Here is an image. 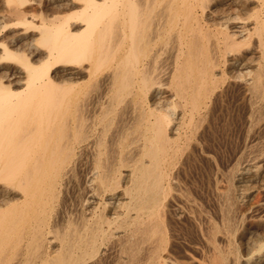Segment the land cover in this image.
Masks as SVG:
<instances>
[{
	"label": "bare ground",
	"instance_id": "obj_1",
	"mask_svg": "<svg viewBox=\"0 0 264 264\" xmlns=\"http://www.w3.org/2000/svg\"><path fill=\"white\" fill-rule=\"evenodd\" d=\"M236 82L264 128V0H0V264H264L263 141L215 217L172 185Z\"/></svg>",
	"mask_w": 264,
	"mask_h": 264
},
{
	"label": "rangeland",
	"instance_id": "obj_2",
	"mask_svg": "<svg viewBox=\"0 0 264 264\" xmlns=\"http://www.w3.org/2000/svg\"><path fill=\"white\" fill-rule=\"evenodd\" d=\"M239 85L240 84L236 82L235 84L234 83H231V84L228 83V85H226L227 86L226 88H225V86H223V89L226 90V91H224L225 94L223 93V95L221 96L220 100L215 104L214 108H212V111H211V112H214V113L217 112V113L216 114L211 113V115L209 117V125H207V126L204 125L203 126V127H205V131L206 132L202 133L201 129L200 128L198 129V134L196 135V138L193 140V142L194 143L199 142L198 144H199L200 147L199 146L198 147L200 149H202V151L203 150L204 151L203 152H199L197 150L196 153L194 154V156L193 157L191 156L187 160L184 159V158H186L185 157L186 156V154H185L186 151H185L184 152L185 155L183 154V156H182L183 158L182 157L180 158V160L178 161V163L175 166V169L173 170L172 185L174 187L175 192L180 197H182L183 199L184 198H189V200L193 201L194 204L196 203L195 204L196 207L199 210L202 208L201 212L203 214H206V216H208L207 213L209 215H211L213 213L214 215L213 214L212 215L214 217H215V215H217V205L219 204L218 193H219V190L221 191V190H223L226 187V183H227V182H225L226 179H225V176H224L225 173L227 172L226 169L227 168L229 169L230 166H232L236 162V159L240 155L241 152L246 153V151H248L246 154H249V152L251 150L249 148H252L256 144V142L257 143H259L261 141L264 142V140H263L264 139V136H263L264 128L262 126L256 127L255 129L250 130V126L251 125H250L249 122H250L251 114L247 110V104H246V102H245V100L243 98V91L240 89ZM237 87H239V88H237ZM232 90L234 91V93H233ZM237 93H239V95ZM220 101L221 102L223 101V102L221 103ZM216 109L218 111H215ZM248 116H249V118H248ZM245 117L247 118V120H246ZM243 120L244 121L246 120V121L244 122ZM244 123H246V125ZM246 127H247V129H246ZM245 131H246V133H245ZM199 132L202 133V134H200ZM206 134H207V136L208 135H210V136H208V138H207ZM251 134H252V136H254V134L256 136H254V137L251 136V138H250ZM258 137H261V138H258ZM209 138H210V140H209ZM250 141H251V143H249ZM243 142L245 143V146L243 145L244 144ZM190 143L192 145V138L190 140ZM248 145H251V146H248ZM205 147L207 148V150H206ZM243 148H245V149H243ZM246 149H248V150H246ZM234 156H235V158H234ZM206 157H208L210 159L209 162L207 161ZM211 160H212V162H211ZM233 161H235V162H233ZM180 167H182V168H180ZM178 169H180V170H178ZM217 169H219L220 171L217 172L218 171ZM174 175H176V176H174ZM178 176L179 177L181 176V177L179 178ZM235 178H233V181L236 184L239 183V185H238L239 187L235 188V191H234V195H235V197L237 199V203H238V206H239L238 207V212L240 213L239 215H244V217L246 218V221H247L246 226H251V225L254 224L255 220L258 217L257 214L254 212V209H257L256 192H255L254 188L252 187V184L246 183V181L244 179L243 180L241 179L243 177H241V176L236 174ZM212 179H213V182H212ZM211 188H214V189H211ZM221 188H223V189H221ZM250 189H252V191H250ZM245 190H248L249 192L246 191V194H245ZM214 191H216V192H214ZM184 195L186 197H184ZM200 197H202V198H200ZM207 200H208V203H207ZM198 201H200L199 203L201 205L199 203H197ZM216 201H217V203H216ZM241 201L243 203L246 202L247 205L244 204L245 205V207H244V205H243V203H241ZM203 202H205V203H203ZM204 205L207 206L208 208L207 207L205 208ZM248 207H250V210L248 209ZM208 210H209V212H208ZM212 211H214V212H212ZM172 216H173V214H172ZM248 217H249L250 220L248 219ZM252 217H254L253 218L254 220H252ZM180 220H183V219H180ZM179 242H180V246H183L186 249V251H188L190 253V255L189 254L185 255L186 257L184 256L185 258L183 257V259H181V260L185 261V262H190V258L192 256V249L189 248L186 245V241L184 243V240L179 239ZM182 251H183V249H182Z\"/></svg>",
	"mask_w": 264,
	"mask_h": 264
}]
</instances>
